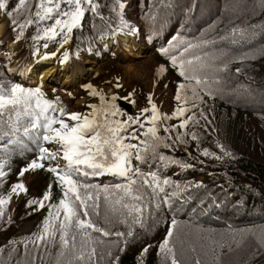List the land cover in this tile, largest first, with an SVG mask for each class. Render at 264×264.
Listing matches in <instances>:
<instances>
[{"label": "trees", "instance_id": "obj_1", "mask_svg": "<svg viewBox=\"0 0 264 264\" xmlns=\"http://www.w3.org/2000/svg\"><path fill=\"white\" fill-rule=\"evenodd\" d=\"M16 2L9 0L10 6ZM97 3L98 13L86 12L82 26L73 30L71 49L74 52L86 49L99 37L134 28L125 21L117 0H97ZM137 9L149 51L162 63L164 70L172 74L170 79L162 77L155 83L161 88L170 87L172 94L166 108L156 105L160 114L157 134L161 140L157 142L150 136H141L149 144L158 146L156 156L148 152L147 163L140 167L145 172H157L161 179H169L172 184L165 186L166 191L176 192V195L165 198L168 203L162 201L163 194L156 200L146 196L139 224L133 223V217L121 205H106V212L111 210L120 218L121 230L117 232L125 233L123 237L114 235L115 232L109 231L113 234L102 236L89 230L91 242L81 248L82 237L78 235L73 251L61 248L57 233L45 249H50L49 255L56 254L55 261L62 264H101V255H106L104 245L120 243L122 250L114 258V264H170V259L165 258L159 247L168 238L172 249L176 244L186 245L189 253L183 264H264V130H259L255 124L264 125V0H139ZM7 19L9 22L11 18ZM51 23L45 21L36 27L42 29ZM9 29L12 40L23 39L24 35L14 39L17 32L10 23ZM53 41L57 46L64 44L62 36ZM42 42H31L32 54L37 53ZM189 43L198 46L190 49L184 59L201 58L194 61L197 75L204 81L198 86L195 81L181 77L179 67L170 59L176 55L179 63L180 52ZM165 48L168 54L161 51ZM181 83L195 87L199 98L193 97L188 88L181 91L182 101H177L175 96ZM11 84L37 89L12 80L0 60V85ZM41 93L44 99L56 102L69 112L70 107L43 90ZM185 96L189 99L183 102ZM179 107L186 109L184 117L163 119L164 116L172 117ZM71 112L83 113L77 107ZM146 115L150 116L151 111ZM188 116H193V120L185 128H179L181 119ZM150 126L145 124L139 131L144 132ZM165 127L169 132H164ZM177 136L182 139L177 140ZM19 139L21 144L8 143L9 137L0 141V162L4 163L5 173L0 177V197L8 199L12 185L22 183L28 172L38 175V189L40 185L42 188L38 194L40 199L35 201L42 200L45 192L49 193V200L39 208L42 216L38 231L42 232L46 218L55 223L54 216H49V206L58 204L62 188L57 177L47 171V161L44 169H31L19 175L38 156L37 143L22 136ZM205 150L210 155H203ZM160 155L166 159L160 161ZM51 166H55V162ZM82 179L100 188L125 183L123 178L112 174ZM103 196L101 193V203H104ZM169 229L173 233L171 237L167 236ZM129 230L132 236L126 235ZM3 233L0 229V240L6 241ZM196 244L209 246L210 250L198 252ZM16 248H19L17 253ZM92 248L96 249V254L89 261L87 254ZM32 249L35 250L34 243L24 246L17 242L11 245L7 241L0 242V264H14L19 260L25 263L22 253ZM144 249H148L147 252ZM81 252L85 258L77 260Z\"/></svg>", "mask_w": 264, "mask_h": 264}, {"label": "snow or ice", "instance_id": "obj_2", "mask_svg": "<svg viewBox=\"0 0 264 264\" xmlns=\"http://www.w3.org/2000/svg\"><path fill=\"white\" fill-rule=\"evenodd\" d=\"M117 5L123 7L118 0ZM99 7L97 0H36L35 3L32 0H17L14 6H10L9 0H0V13L11 18L9 23L13 26V31L17 32L15 40L23 36L29 26H39L42 22L52 21L42 29L38 27L37 34L32 36V39L55 40L57 36H62L64 44L68 43V34L74 28L82 26L86 12L98 13ZM8 8L11 10L6 11ZM14 13L17 15L14 16ZM128 30L131 32L134 31V28ZM204 43L209 42L204 41ZM197 46L189 43L184 47L180 52L179 63L176 55H172L170 59L174 66L179 67L181 77L189 82L195 81V85L198 86L204 81L197 75L194 61H200L201 58L194 56L191 59H184L185 54ZM43 47L48 48V44H43ZM161 51L164 54L169 52L167 48L161 49ZM67 58L65 53L61 62ZM158 71L163 72L164 68L161 67ZM115 86L120 87L119 80ZM88 88L91 90L90 95H99L101 100H104V96L92 89L91 85H88ZM188 88H191L193 97L199 98L195 87H192L191 84L181 83L178 85L175 99L182 101L181 91ZM131 95L129 93V97ZM116 99L115 96L111 97V102L103 108L89 105L92 111L83 114L68 112L63 106H58L56 102L44 99L39 88L25 89L19 84L0 85V141L4 137H9L8 143L21 144L19 136H22L38 145L37 158L22 169L19 175L23 176L30 169H44L46 166L44 162L47 161L49 165L47 171L57 177L62 188V198L58 204L49 206V216H54L55 223L49 218L45 219L42 233L32 241L37 247L41 242L49 243L54 240L57 233H59L61 248H70L73 251L77 246L76 237L78 235L82 237L81 248L91 242L89 230L100 233L102 236L112 235L113 233L98 226L91 219L93 215H100L98 209L101 206V193H104L103 202L105 205H121L122 208L128 210V215L133 217V223L137 224L142 222L146 196L151 200H156L160 194H163L162 201L168 203L169 200L165 198L176 195V192L166 191L165 186L172 184L169 179H161L157 172L151 170L145 172L140 167L141 164L147 163L148 152L156 156L158 146L156 143L149 144L148 140L141 139V136H150L153 141L157 142L161 140L157 134L160 114L156 105L151 104V97H149L151 109H142L141 115L135 118L129 117L125 121H114L111 117H115L119 112L114 103ZM188 99L187 96L183 97V102ZM193 106L195 107V104ZM149 111H151V115H145ZM185 111L184 107H179L172 113V117L164 116L163 119L184 117ZM190 120H193V116L181 119L179 128H185ZM145 124L151 126L146 131L140 132L139 129H143ZM172 127L175 129L176 126ZM164 132H169V128L165 127ZM176 139L181 140L182 137L177 136ZM130 141H137V143ZM44 144L57 147L55 150H50ZM203 155L210 154L205 150ZM158 158L160 161L166 159L163 155ZM60 161H64V163L61 164ZM133 161L137 163H133ZM53 162H55V166H51ZM172 162L176 163V161ZM3 167L4 163L0 162V177L5 175ZM102 174L121 177L125 183L105 185L100 188L97 185L88 184L82 179ZM17 190L24 191V185L22 183L12 185L11 192L17 193ZM117 196L119 198L115 199ZM47 200H49V193L45 192L42 200L31 203L38 208H43L44 201ZM7 202V199L0 197V218L4 216L3 205ZM175 223L176 221L173 220L172 224L175 225ZM172 234V230L169 229L167 236L171 237ZM114 235L123 237L125 233L116 232ZM126 235L132 236L133 233L129 230ZM169 243V239L165 238L159 245L160 250L165 254L166 259L170 258V264H178ZM147 250L144 249L145 252ZM95 254L96 249L92 248L87 254L89 261ZM84 258L83 252L76 257L77 260Z\"/></svg>", "mask_w": 264, "mask_h": 264}, {"label": "rangeland", "instance_id": "obj_3", "mask_svg": "<svg viewBox=\"0 0 264 264\" xmlns=\"http://www.w3.org/2000/svg\"><path fill=\"white\" fill-rule=\"evenodd\" d=\"M126 1L131 3L133 0ZM129 14L132 15L133 13ZM0 17V22L4 26L3 32L0 33V40L2 42L5 41V44L0 45V55L5 59L10 56V58L12 57V61L14 60V64H16L14 69H10L11 67L9 68L7 66L11 70L10 73L13 77L19 80L24 79L23 81L27 82L28 74L37 75V72L40 69V64L42 66L43 62L56 64L60 69L64 67L66 62H69L70 66L76 63L83 66L85 62L86 66L83 74H87V70H90L91 73L83 77H89L87 80H83V83H80L76 78L72 82L64 84V82L58 78L60 75L57 72L52 74V81L45 80L46 84L54 82V85L65 88L62 89L63 91L56 89L53 91L54 93L51 92V89H46L51 95L55 96L61 104L70 107L69 112L77 107L79 110H82L84 114H87L91 112L89 105H96L97 108H103L111 102L110 98L113 96L117 97L114 103L119 109L118 114L115 117H111L114 121H125L128 120L129 117L135 118L140 116L141 110L148 108L151 104L160 105L163 108L168 106L172 94L170 87L161 88L160 86H156L155 83L162 77L170 79L172 74L165 70L163 72L158 71L159 68L163 67L162 63L152 55L148 47L140 44V38L138 40L134 38L137 47H139V51L131 50L132 54L126 53L131 47L126 48V52H122L119 49L115 51L114 49L112 51L114 53L108 48L109 51L102 50L107 54L103 55L101 58H92L93 61L84 60L82 62H77L78 60L76 61L77 58L75 56L68 54L67 60L61 62L64 56L60 55V49L55 48V46L49 41H45L46 38L36 40L38 42L44 40L45 42L40 43L39 52H37L35 56H32L29 49V42H11V44L10 40H7V36L10 37L12 31H9L8 29L6 16L3 13H0ZM36 29V25L29 26L27 29V35L29 36L30 41H34L32 36L37 34ZM120 37L123 36L116 35L114 36V39L116 40ZM45 43L48 44V48L43 47V44ZM8 47H12V49H9ZM33 48H35V44L33 45ZM99 52L100 51H98V53ZM52 53H55V55H52ZM45 56L48 58H42ZM4 70L5 72L7 71L6 68H4ZM25 72L27 74H25ZM43 72L44 71H41L39 73L42 74ZM40 76L41 75H39V78L42 79ZM117 80H119V88L115 86ZM88 85H91L92 89L101 93L104 96V100L102 101L99 95H90L91 90L88 88ZM129 93L132 94L131 97H129ZM149 97H151V104L148 100ZM255 124L259 130H264V125L257 122H255ZM56 147V145H52L49 149L55 150ZM28 171H31V169ZM39 180L38 175H31L30 172L23 177L22 184L24 185L25 190L22 192L19 190L13 197L17 200L15 203V211H9L8 218L2 220L0 224V229L2 230V233L4 232V237L6 234L5 239L10 245L17 242L18 244H24V246H27L35 240L34 234L37 231V220L40 214H32L25 207L29 204L32 197L39 196V190L42 188V185H40V188L38 189V185L40 184ZM99 212V216L95 217L93 215L91 217L93 221L98 225L104 226L110 232L116 233L121 230V224L119 222L120 218L117 214L112 213L111 210L108 211L107 209L106 212V205L104 203H101ZM196 245L195 249L198 252L210 250L209 246L200 244ZM104 248L106 250V255H101V264H114V258L118 257L122 250L121 244L106 243ZM35 249H37L36 245ZM49 250L50 249L46 250L45 247L37 250H27L22 253L24 255L23 258L25 259V263H22L21 260H19L14 262V264H62V262L55 261L57 260L56 254L49 255ZM18 251L19 248H16L15 253ZM173 253L178 264H183L188 259L189 251L184 244H176ZM3 264H7V262H4Z\"/></svg>", "mask_w": 264, "mask_h": 264}, {"label": "clouds", "instance_id": "obj_4", "mask_svg": "<svg viewBox=\"0 0 264 264\" xmlns=\"http://www.w3.org/2000/svg\"><path fill=\"white\" fill-rule=\"evenodd\" d=\"M119 1V3L120 4H122L123 5V7H122V10H123V14H124V17H125V21L127 22V23H129V24H131V25H133V27H134V31H131V32H123V33H115V34H113L112 36H102V37H99L98 38V41L97 42H94V43H91L90 45H88L87 46V48L86 49H82V50H80L79 52H74L72 49H71V41H72V34H73V30H72V32L71 33H69L68 35H69V39H68V43L67 44H63V45H60V46H57L56 44H55V41H53V40H48V39H46L45 41H49L51 44H53L54 46H55V48H57V49H60V55L61 56H64L65 55V53L68 55H71V56H75L77 59H76V61L77 62H82V61H84V60H88V61H93V59L92 58H95V59H97V58H101L103 55H105V54H107V53H104L102 50H104V51H109L108 50V48H110V50H111V52L115 49V51L117 50V49H119L120 51H122V52H126L125 50H126V43L124 44V43H120V44H116V40L114 39V36H116V35H118V36H123V37H125L126 39L127 38H132L133 39V41H134V38L135 39H141V45H144L145 47H148L149 48V45H148V41H146V38H145V36L142 34V23H141V21H140V18H139V14H138V9H137V6H138V3H139V0H133L131 3L129 2V1H126V0H118ZM130 7V8H129ZM129 13H133L132 15H130ZM1 18V17H0ZM6 19H7V17H6ZM7 21H8V19H7ZM8 29H9V22H8ZM9 31H10V29H9ZM58 38V36L55 38V39H57ZM7 40L9 41L10 40V43L11 42H22V43H27V42H29V49H30V51H32L31 50V42L32 41H30L29 40V36L27 35V30L25 31V33H24V37H23V39L22 40H18V41H14V40H12V37L10 36H7ZM0 42H2L1 40H0ZM5 41H3L2 43H0V45L1 44H5L4 43ZM12 44V43H11ZM134 47H132V50L133 51H137L138 49H139V47H137V45H136V43H135V41H134ZM40 48V47H39ZM39 48L37 49V52H39ZM64 48H68V50L67 51H63L64 50ZM98 51H100L99 53H98ZM129 51H127L126 53H128ZM98 53V54H97ZM112 53H114V52H112ZM37 54V53H36ZM35 54V55H36ZM35 55H33L32 54V56H35ZM0 60H1V64H2V66L4 67V68H6L7 69V71H6V73L8 74V76L12 79V80H14L15 82H19V83H21L23 86H26V87H35V88H39V89H41V90H43V91H45V92H47L48 94H50L49 92H48V90L46 89V88H48V89H51L52 91L51 92H53L54 90H56V89H60V90H62V89H65V88H63V87H59L58 85H54L55 83H50V84H46V82H42L41 81V78H39V79H37L36 81H31V79H32V75H35V74H29L28 76H27V82H25V81H23V80H19V79H17V78H15V77H13L12 75H11V70L8 68L9 66H10V61L8 60V58L7 59H5V58H3V56H1L0 55ZM66 63H69V62H66ZM56 65V64H55ZM8 66V67H7ZM42 68H40L39 70H38V74L37 75H41V74H39V71L41 70ZM50 78V77H49ZM47 81H52L53 79H46ZM49 87H51V88H49ZM63 91V90H62ZM54 93V92H53ZM56 94V93H55ZM51 95V94H50ZM54 99H56V97L55 96H53V95H51ZM59 96V95H58ZM48 145V148H51L52 147V145L51 144H47ZM51 146V147H50ZM60 163L62 164V163H64V161H60ZM19 190H17V192H18ZM20 192H22V191H20ZM16 193H11L10 195H9V197H8V202L5 204V205H3V211H4V216H3V218H0V221L2 222V220H4V219H6V218H8V212L9 211H15V203L17 202V200H15V198H13L14 197V195H15ZM37 199H40V197L39 196H34V197H32L31 199H30V201H29V204L25 207L29 212H31L32 214H40V216L38 217V220H37V231H36V233L34 234V238H36V236L37 235H39V234H41L42 232H40V231H38V224H39V222H40V219H41V216H42V213H41V210L38 208V207H36L34 204H32L31 202L32 201H35V200H37ZM35 209V210H34ZM0 242L1 243H6V241L5 240H0ZM51 243L49 242V243H44V242H41L40 243V245H39V247H37V249H41V248H44V247H46V246H48V245H50ZM37 249H35V250H37Z\"/></svg>", "mask_w": 264, "mask_h": 264}, {"label": "bare ground", "instance_id": "obj_5", "mask_svg": "<svg viewBox=\"0 0 264 264\" xmlns=\"http://www.w3.org/2000/svg\"><path fill=\"white\" fill-rule=\"evenodd\" d=\"M3 24L0 22V33L3 32ZM124 37H120V39H116V44H120V43H127L126 44V48H130L128 51V54H132V47H134V42L132 38H128L127 39H123ZM9 49H12V47H8ZM10 51V50H9ZM139 51V50H138ZM141 53V52H140ZM127 54V55H128ZM140 55V54H139ZM130 56V55H129ZM9 61H10V66H11V69H14L16 67V64H14V60L12 61V57L10 58L9 56ZM17 61V60H16ZM52 62V61H51ZM22 63V62H21ZM25 64V63H24ZM34 64V62H33ZM18 65V64H17ZM20 65V64H19ZM22 66V65H21ZM39 66V65H38ZM86 64L84 62V65H78L77 63L76 64H72L71 66L69 65V63L67 64H64V67H62V69H60L57 65L55 64H51L50 62L48 63H42V66L40 64V68H42L39 72L41 71H44L40 77H42V82H45L46 79H52V74H54L55 72L59 73V77L61 79V81L65 83H68V82H72L73 80H75L77 78V80L80 82V83H83V80H87L89 77L87 78H83L85 77L87 74L91 73L90 70H87V74H83V71H84V68H85ZM24 67V66H23ZM32 68V67H31ZM39 68V67H38ZM18 71V70H17ZM36 71V70H35ZM34 72V71H33ZM25 74H27L25 72ZM40 74V73H39ZM29 75V74H28ZM50 78H49V77ZM81 76V77H80ZM21 79V78H20ZM37 79H39V75H32V79L31 81H36ZM24 80V79H23ZM54 83V82H53Z\"/></svg>", "mask_w": 264, "mask_h": 264}, {"label": "crops", "instance_id": "obj_6", "mask_svg": "<svg viewBox=\"0 0 264 264\" xmlns=\"http://www.w3.org/2000/svg\"><path fill=\"white\" fill-rule=\"evenodd\" d=\"M124 38H125V37H124ZM124 38H123V39H124ZM119 39H120V38H119ZM125 39H126V38H125ZM127 40H128V38H127ZM128 41H129V40H128ZM126 44H127V43H126ZM10 67H11V66H9V68H10ZM10 69H11V68H10ZM41 81H42V79H41Z\"/></svg>", "mask_w": 264, "mask_h": 264}]
</instances>
